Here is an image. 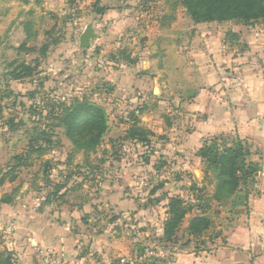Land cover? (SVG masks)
I'll use <instances>...</instances> for the list:
<instances>
[{"label":"rangeland","instance_id":"rangeland-1","mask_svg":"<svg viewBox=\"0 0 264 264\" xmlns=\"http://www.w3.org/2000/svg\"><path fill=\"white\" fill-rule=\"evenodd\" d=\"M116 5L124 8L125 19L130 21L129 25H124L116 53L105 45L109 39L99 41L102 42L100 46L96 37L91 40L93 46L82 48L80 36L88 24L93 25L96 34L105 33L109 28L108 25L98 26L102 18L97 13L99 8L104 6L108 11ZM191 20L180 0H0V97L3 107V118L0 120V179L8 169L11 171L9 178L0 183V200L7 195L15 206L21 208L16 213H6L9 216L2 220L0 218V252H11L12 264H27L32 262L31 258L35 264H52V260L60 264L58 255L46 250L45 245L36 253L33 249L27 250L26 242H31L34 247L37 242L25 235L26 222L35 218L33 216L39 211L43 221L39 231L47 228L48 220L58 222L61 217L73 230L78 221L90 226L97 223L103 228L112 218L120 216L118 224L124 227L120 232L143 240L152 235H146L139 229L149 227L151 232L160 223L161 204L149 201L153 200L149 197L153 190L157 189L156 194L167 190L189 192L192 183H174L167 179L165 184L157 177L159 174H174L172 177L175 179L183 173L160 165L163 162L171 165L160 153H154L155 164L159 168L147 170L145 179L139 177L140 172L145 170L142 162L151 158L149 150L156 149V145L152 148L150 145L148 148L137 145L129 137V130H122L123 123L128 121L131 127L139 118L137 115L140 114L133 110H141L145 104L137 103L135 109L129 108V103L125 101L127 95H142L141 89L134 88L132 92L127 88L119 90L112 71L119 67V61L129 67L135 64L139 55H133L130 50L132 46L142 47L145 29L150 26L151 30L155 21L163 29L171 31L174 28L186 29L192 24ZM132 37L135 40L131 41ZM22 44H26V50L18 49ZM45 44L49 48L44 52L41 48ZM15 59L35 66L33 74L21 79L6 77L4 72L12 70L9 63ZM41 82L44 85H40ZM148 94L152 99L150 104L161 107V114H168L170 110L171 121L177 119L174 118L175 107L170 98L159 103L151 89H148ZM171 94L172 89H168L162 95ZM73 98H87L106 109L107 131L94 150L76 148L66 135L65 128L58 126V121L52 119L51 114L50 117L47 115L52 104L60 108L61 103L69 104ZM11 118H14L13 122ZM21 121L24 123L21 124ZM32 127L49 132L52 143H43L47 146L43 153H32L29 158L20 161L18 156L29 149V129ZM124 162L138 165L139 173L134 174L138 177L132 184L113 178ZM196 167L193 176L205 177L206 165L203 163ZM12 176H16L14 181L9 180ZM57 184H65V187L58 190ZM207 184L208 181H205L198 187ZM207 187L209 191L213 190L211 184ZM119 191L123 195L128 193L127 207L118 203L121 201ZM79 205L83 206L82 211H78ZM123 208L128 209V214H122ZM84 209L87 211L85 214ZM19 218L23 219L22 222ZM14 220L21 223H14ZM90 229L92 234V227ZM151 240L143 247L157 241L152 237ZM122 264H127V259Z\"/></svg>","mask_w":264,"mask_h":264},{"label":"crops","instance_id":"crops-1","mask_svg":"<svg viewBox=\"0 0 264 264\" xmlns=\"http://www.w3.org/2000/svg\"><path fill=\"white\" fill-rule=\"evenodd\" d=\"M124 13V8L116 5L101 15L98 23V26L108 25L109 28L105 33L96 34V40L101 46L99 41L109 39L105 45L113 48L114 54L120 47L118 40L122 37L124 25L130 22ZM191 21L186 29L174 28L171 31L163 29L155 21L151 30L150 26L145 29L142 47L132 46L130 50L133 55H139L135 64L129 67L119 61V67L112 71L119 90L127 88L132 92V89L140 88L142 92L138 96L129 94L125 100L131 109H135L137 103L145 104L143 109L133 111L140 114L137 115L141 119L139 123L147 130L149 143H134L147 148L156 145V149L149 150L151 158L142 162L145 170L139 177L145 179L147 170L159 168L154 160L156 152L171 164L163 162L160 165L183 172L177 179H173L174 174L157 175L162 182L167 184L169 179L174 183L198 181L201 184L204 177L192 174L197 171L196 166L203 164L198 150L205 141L215 137L229 145L242 140L248 145L249 159L258 165V170L250 181L245 205L232 206L231 201L222 204L212 202L213 226L200 240L205 242L201 248H197V242L189 240L182 230L170 258L139 261L138 264H264V20L250 24L235 20ZM130 39L133 41L135 37ZM148 89L157 95L159 103L167 98L173 101L174 118L177 117L174 122L171 121L170 110L168 114H161V107L150 104L152 99ZM168 89H172L171 96L162 95ZM129 125L128 121L123 123L122 130L128 131ZM121 166L113 178H119L125 184L135 182L138 165L124 162ZM167 192L168 196L181 194L184 198L192 197L190 191ZM118 193L121 198L118 203L129 204L128 193ZM156 193L149 197L161 195ZM168 201L167 197L159 201L161 218L157 229L150 232L148 227L139 231L152 235L155 240L163 235ZM18 209L21 208L12 202L0 200L1 220ZM82 209L83 206L79 205L78 211ZM123 209L122 214H128V209ZM39 213L26 222L25 235L37 242L35 247L26 242L27 250L33 249L36 253L45 245L46 250L58 255L60 264H122L136 256L137 249L152 241L151 237L142 240L121 233L124 227L118 224L120 216L112 218L103 228L97 223L90 226L78 221V226H73L74 231L61 217L58 222L48 220L47 228L39 231L43 222ZM19 221L14 220V223ZM91 227L92 234L89 233ZM32 259L27 264H35Z\"/></svg>","mask_w":264,"mask_h":264},{"label":"trees","instance_id":"trees-1","mask_svg":"<svg viewBox=\"0 0 264 264\" xmlns=\"http://www.w3.org/2000/svg\"><path fill=\"white\" fill-rule=\"evenodd\" d=\"M180 2L197 23L235 20L250 24L264 20V0H180ZM106 9L107 7H100L97 13L102 15ZM48 48L49 45L45 44L41 50L45 52ZM18 49L26 50L27 46L22 44ZM9 66L13 67L12 70L7 72L3 70V72L6 77L13 79L30 76L36 69L35 66L19 59L10 62ZM40 85L44 83L41 82ZM1 99L0 97V120L3 118ZM59 106L60 108L52 104L51 111L47 115L50 117L51 114V118L58 121L57 125L65 128L66 135L76 148L86 151L96 149L107 131L108 114L105 107L87 98H73L69 104L61 103ZM13 120L14 118H11L12 122ZM29 134V149L18 156L20 161L29 158L32 153H43L47 149L43 143L47 142L48 145L52 143L51 134L45 129L32 127L29 129ZM147 134V130L139 126V119L136 118L129 129V137L136 142H148ZM198 155L206 165L202 183L208 181L207 185L211 184L213 190L209 193L207 185L199 188V182L193 181L189 188L192 197L184 198L181 194L168 196V192L165 191L158 197L151 198L153 200L149 201L152 202H159L165 197L169 200L163 235L156 239L157 242L174 247L179 232L183 230L188 239L195 240L198 244L197 248H201L205 242L200 240L213 226V218L210 214L212 202L222 204L231 201L232 206H239L245 205L248 201L249 184L258 170V165L249 159L250 150L247 144L237 140L229 145L219 137H215L205 141L198 150ZM10 173V169L3 173L0 183H4ZM15 179L16 176H12L9 180ZM56 187L60 190L65 184H57ZM156 190L151 194H155ZM6 197L1 200L7 203L12 201L7 195ZM231 197L233 198L230 200ZM144 248L140 247L138 254H141ZM12 263L11 252H0V264Z\"/></svg>","mask_w":264,"mask_h":264},{"label":"built area","instance_id":"built-area-1","mask_svg":"<svg viewBox=\"0 0 264 264\" xmlns=\"http://www.w3.org/2000/svg\"><path fill=\"white\" fill-rule=\"evenodd\" d=\"M173 254L174 247L156 241L153 244L146 246L141 254L127 259V264H138L139 261H147L157 258L167 259ZM51 262L52 264L56 263L55 260H52Z\"/></svg>","mask_w":264,"mask_h":264},{"label":"water","instance_id":"water-1","mask_svg":"<svg viewBox=\"0 0 264 264\" xmlns=\"http://www.w3.org/2000/svg\"><path fill=\"white\" fill-rule=\"evenodd\" d=\"M96 37L95 28L92 24H88L84 32L80 36V46L82 48H89L92 45L91 40ZM157 91V88H156Z\"/></svg>","mask_w":264,"mask_h":264}]
</instances>
